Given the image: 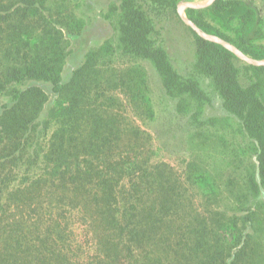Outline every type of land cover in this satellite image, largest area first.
Returning <instances> with one entry per match:
<instances>
[{
    "label": "trees",
    "instance_id": "1",
    "mask_svg": "<svg viewBox=\"0 0 264 264\" xmlns=\"http://www.w3.org/2000/svg\"><path fill=\"white\" fill-rule=\"evenodd\" d=\"M179 1L120 0V52L150 61L166 92L177 100V112L190 115L194 124L223 122L233 139L241 135L250 140V146L230 147L234 157L252 150L255 155L254 170L240 187L237 201L249 199L250 205L251 197L264 200V64L239 65L234 51L194 31V73L211 79L227 111L222 119L205 118L211 94L195 77L178 73L152 37L160 15L172 12L179 17ZM43 3L0 2V29L8 23L11 42L3 53L22 58L19 66L8 65L0 72V98L12 96V103L0 102V264H82L81 254L75 252L82 249L81 241L66 216L70 209L82 213L94 239L100 260L87 264H237L244 251L243 244L235 243L241 232L238 225L255 221L257 206H244L242 217L220 213L219 229L207 218L194 219L195 211L187 222V236L180 240L175 216L184 197L182 182L169 164L153 162L151 134L126 122L122 112L120 94L136 117L155 115L146 72L135 62L122 66L113 62V85L101 83L97 57L109 49L105 45L63 80L61 30L52 34L44 29L34 37L36 26L26 22ZM187 13L203 31L246 56L264 60V14L255 2L215 0L204 9L188 8ZM13 15L19 18L12 19ZM23 46L27 50L22 51ZM27 79L52 82L57 95L58 106L50 115L57 126L45 150L35 141L38 130L33 123L48 102L47 95L36 85L8 88L13 81ZM111 89L113 100L108 96L105 101L113 102V113L110 104H96ZM37 162L42 166L32 174ZM198 176V184L209 181ZM198 176L192 179L190 170L187 178L196 182Z\"/></svg>",
    "mask_w": 264,
    "mask_h": 264
},
{
    "label": "rangeland",
    "instance_id": "2",
    "mask_svg": "<svg viewBox=\"0 0 264 264\" xmlns=\"http://www.w3.org/2000/svg\"><path fill=\"white\" fill-rule=\"evenodd\" d=\"M214 1L180 0L178 3L179 17L172 12L160 15L155 20L156 32L152 34V37L155 41L157 40V44L166 50L178 73L184 77H195L203 88L211 94L212 101L205 106L203 116L222 119L221 117L227 115V111L222 106L220 96L213 91L211 79L194 73L196 62L194 31L204 38L211 39L214 36L197 26L187 13L188 8L204 9ZM250 1L255 2L264 14V0ZM0 2L3 5H9L16 3L17 0H0ZM119 4L120 0H44L39 13L31 14L26 18V22H32L36 26L33 32L34 37L43 34L44 29L52 34L55 33L56 28L61 30L63 35L61 48L64 54L61 74L65 81L71 77L73 70L85 62L88 54L99 51L105 45H109V49L106 50L107 53L101 52V55L97 57L101 83L110 81L113 85V62L117 66L132 65L134 62L141 65L146 72L147 93L152 99L155 115L152 118L136 117L132 105L124 95L120 94L122 112L126 122H135L136 125L151 134L150 146L153 150V162L169 164L175 169L182 182L184 197L181 201L182 206L175 216L179 224L177 231L179 239L183 240L187 236V234L185 235V232L188 231L187 222L195 211L194 219L197 216L205 220L207 218L216 225V229H219L217 218L220 213L227 215L235 213L242 217L246 213H241L244 210L243 207L248 208L251 204H255L257 206L256 220L238 225L241 232H239L240 237L235 240V243L238 246L243 244L244 251L240 252L237 264H264V200L258 201L251 197L250 205L249 199L237 201L240 187L246 182L250 172L254 170V150L242 154L243 156L235 155V157L230 152L231 146H250V140L241 135H236L233 139L224 129L223 122L216 126L209 123L205 125L194 124L190 115L177 112V100L166 92L160 75L150 61L134 59L121 54L118 23ZM10 17L12 19L19 18L18 15ZM7 24L3 23V27L0 29V72L2 67L8 65L19 66L17 63L22 60V58L17 60L18 54L3 53L7 47L11 46V42L7 40L9 31ZM214 38L228 43L227 45L231 50L232 48L237 49L233 44L217 36ZM31 42L29 39L28 43ZM23 47L22 51L25 50L26 46ZM234 52L236 53V51ZM236 54L241 59L239 65L255 60L246 55L243 57L238 53ZM259 61L264 62V60ZM34 85L39 87L48 97V102L43 111L33 123V127L38 130L35 133V141H38L42 146L41 149L45 150L48 148L57 126L56 122L50 119L51 109L58 106L57 95L52 89V82L42 79H27L22 82L13 81L8 84V88L24 90ZM108 96H112L113 100V89L110 93L107 91L105 95H101L96 104L100 105L102 102H105V106L110 104L108 108L113 113V102L105 101ZM11 98L12 96L4 94L1 96L0 102L12 103ZM30 149L32 148H28L29 151ZM37 164L32 169V174L38 172L42 166L39 162ZM190 170L192 171V179L201 173L205 178L209 177V181L205 180L198 184L199 176L196 182H193L192 179L189 180L187 175ZM232 190L233 193L230 192ZM55 207L58 211V205ZM66 216L71 218L77 240L81 241L82 249L75 252L81 254L82 264L98 262L100 259L94 249V239L91 232L88 231L89 228L84 224L86 221L83 219L82 213L70 209L66 212ZM91 242L93 248H91ZM83 259L85 261H82Z\"/></svg>",
    "mask_w": 264,
    "mask_h": 264
},
{
    "label": "water",
    "instance_id": "3",
    "mask_svg": "<svg viewBox=\"0 0 264 264\" xmlns=\"http://www.w3.org/2000/svg\"><path fill=\"white\" fill-rule=\"evenodd\" d=\"M211 39H214V40H217V41H220V40H218V39H216V38H214V37H211ZM221 42V41H220ZM225 46H227L228 48H230L227 44L228 43H225V42H222ZM232 50H234V51H236V53H238V54H240V55H242L243 57H245V55L242 53V52H240L238 49H233L232 48ZM250 63H253V64H264V62L263 61H259V60H252Z\"/></svg>",
    "mask_w": 264,
    "mask_h": 264
}]
</instances>
